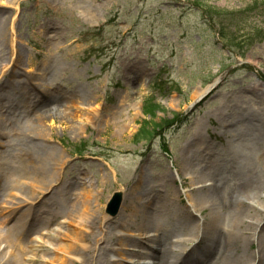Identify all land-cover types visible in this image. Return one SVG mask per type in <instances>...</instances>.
<instances>
[{
  "label": "rangeland",
  "instance_id": "obj_1",
  "mask_svg": "<svg viewBox=\"0 0 264 264\" xmlns=\"http://www.w3.org/2000/svg\"><path fill=\"white\" fill-rule=\"evenodd\" d=\"M3 31L11 38L0 46V105L13 95L20 103L11 118L0 108V122L15 119L35 143L55 151L60 172L56 186H0V264H86L95 213L111 215L113 194L134 195L141 186L147 214L163 209L147 230L153 237L173 242L198 227L199 236L184 251L174 245L176 252L197 256L211 231H226L231 245L222 252L236 261L214 252L212 264H264V208L215 223L214 211H195L186 194L197 187L190 183L195 175L239 199L253 179L249 196L264 198V0H0V39ZM145 100L159 106L155 121L175 113L180 120L136 142ZM40 123L41 132L34 126ZM255 128L260 136H252ZM22 134L0 136L7 170L17 165ZM79 142L82 154L73 150ZM188 144L200 146L198 160ZM192 195L203 202L204 194ZM127 201L121 196L116 213L131 219L121 211ZM112 231L128 239L125 258L110 242L109 262L140 260L127 252L136 231ZM148 245L154 243L138 247Z\"/></svg>",
  "mask_w": 264,
  "mask_h": 264
},
{
  "label": "bare ground",
  "instance_id": "obj_2",
  "mask_svg": "<svg viewBox=\"0 0 264 264\" xmlns=\"http://www.w3.org/2000/svg\"><path fill=\"white\" fill-rule=\"evenodd\" d=\"M3 28V27H2ZM11 38L10 34L7 35L3 31L2 38L0 39V46L8 44V40ZM15 82H18L16 78H13V84ZM12 84V85H13ZM208 95V92H206L203 97L200 99H195V102L199 103L202 102V100ZM19 101L17 96L13 95L12 97H9L5 99V102L0 105L1 113H4L7 118H11L12 116L17 115V106L19 105ZM29 111V110H28ZM27 111V112H28ZM261 120V118H260ZM258 120V121H260ZM229 120L226 117H222V121H220L221 126H227L229 124ZM262 125V123L260 124ZM36 127V130L42 131V124L34 125ZM7 129V130H6ZM6 130V131H5ZM256 133L255 135H252L256 137V135L260 136L262 134L261 129L257 130L255 128ZM15 131L21 132V137L19 138V150H20V157L17 161V165L12 168H8L7 166L10 164L8 161V154H6L5 149L0 151V186H56V176L58 174L59 168L57 167L60 164V160L57 157V153L55 151H47V145L44 146L39 143H35V140L32 138L33 135L25 134V129L22 126V124H19L15 121V119H10L8 122H0V136L5 134L6 132L14 133ZM225 135V134H224ZM226 136V135H225ZM227 132V137H229ZM230 142V140H229ZM196 144V143H194ZM3 146L4 144H0ZM5 147V146H4ZM51 150H54V147L49 146ZM187 149L194 152L192 157V160H198L199 156H202V150H200L199 145H195L192 149L191 146L188 144L186 146ZM63 174V171L61 172ZM8 174L14 175V179H11L7 177ZM170 178L173 179V175H169ZM204 179H200L195 175H192L190 177V183L192 185H195L197 187L190 188V189H184L186 190L187 198L189 200V204L193 206L195 211H198L200 214H202V211L204 208H209L211 211H214L210 214L209 217L212 218V222L216 223V220L222 221V222H231L235 218H241L243 216H246L244 214L246 213H252V209H263L264 208V198H254L249 196L250 192L245 187H255L253 185L254 181L253 179H250L248 181H245L243 185L248 186H241V188L244 189V194L242 196L244 199H239L238 197L231 198L228 195L225 196L224 194H221L223 189L218 188L217 186H214V183L211 182L210 179H206L204 183H202ZM71 183H67V185H70ZM259 184V183H258ZM143 184L140 185L141 186ZM240 188V189H241ZM254 189V188H249ZM252 191V190H251ZM123 200L128 201L123 206V211H130L131 212V219H127V215L121 214V212L116 213L115 215H103L99 216L95 213L98 220V227L93 231L92 238L94 241L93 246L86 245L84 247V256L82 258L83 263L86 264H123V262H109L106 252L110 250H113L110 245V242H117L119 244V247L116 249L118 253L121 255L125 254L123 252L124 248L122 247V244L124 243L125 239H128L126 235H113L112 230H118L120 232L129 231L130 235L133 233L135 236L134 241V247H131L132 250H128L129 255L137 256L138 259L136 262L134 261V264H212L214 263L213 260H208V257L212 256V253H216L218 259L224 258V260H229V262L232 263V261H236L235 258L227 256L223 254L224 248L231 245V240L226 237L225 232H222V235L219 236V234L215 233L214 231H211L212 233L209 236L208 244L203 248L199 249L196 254L197 256L189 257L187 256L190 250L187 254H183V252H176V247L179 248V245H183L182 248H179L181 251H184V245L191 243V241H194V237L199 236L198 233V227L195 228V231L189 238L184 239H177L173 242L164 241L161 236L153 237L156 233L147 231L148 228L152 226V221L154 217L160 215L163 212V209H161L158 212H153L151 215L147 214L146 211V205L141 202L142 199V186L139 188L138 191H136V194L130 193L127 196V192L123 189L119 191ZM196 192L202 195V198L204 199L203 202L199 201L201 197H198L199 203H196L192 197L193 193ZM174 193L176 195L179 194V192L175 189ZM44 194H46L44 192ZM44 198V197H42ZM51 195H47L46 198H44L45 201H50ZM130 199V200H129ZM79 204H75L74 211L76 208L78 209ZM164 205V207H166ZM229 208V210L227 209ZM228 212H227V210ZM225 211V213L223 212ZM257 214L255 213V216ZM190 217L192 216V213L190 212ZM140 218H143V220H146L145 222L140 221V226L137 230H129L127 229L131 225H135V221ZM226 218V219H224ZM1 221V219H0ZM205 222V221H204ZM259 223V221H258ZM222 225V224H221ZM157 230L160 229L159 226H155ZM4 233H1L0 236L2 237ZM140 236V237H139ZM146 239L151 240L154 245H148L147 249H142L141 247H138V244L140 242L145 241ZM233 239V238H232ZM235 240V238L233 239ZM236 245V240L234 241ZM198 243L194 244L197 245ZM174 245L176 247H174ZM130 248V246H128ZM223 248V250H222ZM228 248V247H227ZM259 252L264 253V237L259 241ZM122 255V256H123ZM174 255V257H173ZM263 256V255H262ZM187 257V258H185ZM54 258H58L55 257ZM125 258V256H123ZM132 257L129 259L130 262ZM208 260V261H207ZM263 258H259L258 264L262 263ZM133 264V262H132ZM226 264V263H225Z\"/></svg>",
  "mask_w": 264,
  "mask_h": 264
},
{
  "label": "trees",
  "instance_id": "obj_3",
  "mask_svg": "<svg viewBox=\"0 0 264 264\" xmlns=\"http://www.w3.org/2000/svg\"><path fill=\"white\" fill-rule=\"evenodd\" d=\"M158 107V104L152 100H145L143 102L142 111L145 118L140 122V125L134 134L136 142H148L155 135L159 134L162 129L172 126L173 124L177 123L178 120H180L179 114L175 113L171 118H160L158 121H155L154 119L156 118V110ZM84 143L85 142H79L73 145L74 152L82 154L85 151Z\"/></svg>",
  "mask_w": 264,
  "mask_h": 264
},
{
  "label": "water",
  "instance_id": "obj_4",
  "mask_svg": "<svg viewBox=\"0 0 264 264\" xmlns=\"http://www.w3.org/2000/svg\"><path fill=\"white\" fill-rule=\"evenodd\" d=\"M120 202H121V195L118 193L113 194V196L108 202V211L110 212L111 215L116 213V210L118 209Z\"/></svg>",
  "mask_w": 264,
  "mask_h": 264
}]
</instances>
